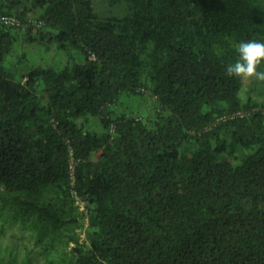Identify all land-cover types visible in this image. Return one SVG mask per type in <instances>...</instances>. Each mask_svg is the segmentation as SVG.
<instances>
[{"label":"trees","instance_id":"16d2710c","mask_svg":"<svg viewBox=\"0 0 264 264\" xmlns=\"http://www.w3.org/2000/svg\"><path fill=\"white\" fill-rule=\"evenodd\" d=\"M120 1L100 17L92 0H0L23 42L68 54L15 78L0 21V218L72 243L65 264H264V98L226 74L240 41H264V0ZM145 90L153 118L110 110Z\"/></svg>","mask_w":264,"mask_h":264},{"label":"rangeland","instance_id":"374dc122","mask_svg":"<svg viewBox=\"0 0 264 264\" xmlns=\"http://www.w3.org/2000/svg\"><path fill=\"white\" fill-rule=\"evenodd\" d=\"M94 12L100 17L122 16L127 13L128 6L125 1L111 4L109 0H92ZM33 17L37 15L34 12ZM22 28H14L15 40L11 51L5 55L1 62L4 69L19 78L31 68L43 67L48 65H63L68 60V54L56 47V44L45 42L25 43L22 40ZM75 55L82 57L77 51ZM264 81L253 82L251 78H243V88L241 96L245 99L248 95L255 99L264 98ZM253 84H257L256 90H250ZM263 89V92L260 91ZM155 97L145 90L142 94H133L123 92L117 103L110 107L115 114L124 112L133 113L143 118L151 119L155 116L157 110ZM78 122L85 128L91 130H101V125L95 116L79 118ZM99 152L94 154L96 158ZM77 210L84 212V217L79 221L80 227L76 228L79 236V242L85 240V233L88 227L87 211L83 202L76 203ZM72 243L62 245L54 243L51 238L45 237L40 243L35 242V237L30 231L21 229L19 224L11 223L7 219L0 218V257L13 259L14 264H26L31 258L29 264H65L68 259V250Z\"/></svg>","mask_w":264,"mask_h":264},{"label":"clouds","instance_id":"9594fccd","mask_svg":"<svg viewBox=\"0 0 264 264\" xmlns=\"http://www.w3.org/2000/svg\"><path fill=\"white\" fill-rule=\"evenodd\" d=\"M238 57L234 63L226 67L228 76L255 77L264 81V71L258 70V66L264 63V41L245 40L240 41L236 49Z\"/></svg>","mask_w":264,"mask_h":264},{"label":"built area","instance_id":"2783aa9c","mask_svg":"<svg viewBox=\"0 0 264 264\" xmlns=\"http://www.w3.org/2000/svg\"><path fill=\"white\" fill-rule=\"evenodd\" d=\"M0 21L8 26L14 27V28H19L22 24L20 22V20L15 16V15H10V14H5L0 16ZM91 58H94V55L91 54L90 55ZM254 109H259V108H253L250 110H237L234 112H231L229 114H224L220 117H218V119H226V118H235V117H245L247 115H249L251 112L254 111ZM261 110L264 112V107L261 108ZM70 169L71 171L73 170V164L70 163Z\"/></svg>","mask_w":264,"mask_h":264},{"label":"crops","instance_id":"0c3cea01","mask_svg":"<svg viewBox=\"0 0 264 264\" xmlns=\"http://www.w3.org/2000/svg\"><path fill=\"white\" fill-rule=\"evenodd\" d=\"M80 54V53H79Z\"/></svg>","mask_w":264,"mask_h":264}]
</instances>
